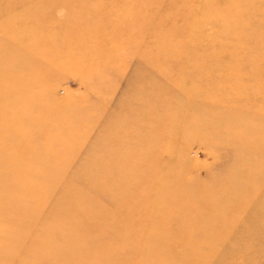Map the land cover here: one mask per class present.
Returning <instances> with one entry per match:
<instances>
[{"label":"rangeland","instance_id":"rangeland-1","mask_svg":"<svg viewBox=\"0 0 264 264\" xmlns=\"http://www.w3.org/2000/svg\"><path fill=\"white\" fill-rule=\"evenodd\" d=\"M42 1L53 2L48 7L53 17H59L60 11L67 15L63 10L66 6L61 5L67 3L66 0ZM72 1L77 5L81 2ZM85 2V10L69 19L75 26L72 40L67 37L64 47L57 44L48 46L52 53L62 59L52 63L47 75L50 79L41 87L43 92L39 105L56 115L43 125L44 136L40 137L35 132L37 120L22 123L18 129L5 128L0 134V195H6L0 199V227L2 233L9 236L3 241V247L10 249L9 253L0 254V264L15 257L18 258L15 264L29 260L26 254L19 251L21 247L28 246L29 241L25 243L23 235L18 232H31L32 225L33 230H39L47 226L50 220H55L56 224L61 223L57 218L60 203L68 200L75 192H80L82 195L79 201L86 203L93 196L89 190L92 187H101V190L105 187V198L93 207L100 214L90 218L88 227H92L91 230L101 227L102 236H106L112 243L115 241L113 233L116 232L128 237L146 234L144 228L151 226L152 216L158 211L157 206L166 208L165 218L173 221L172 218L176 219L179 214L178 209L189 205L187 195H190L191 200L204 195L206 210L198 209V212L202 211L198 220H194L198 223H184L195 230L196 234H203V240L208 241L207 235L223 234L229 216H234L229 215V207L238 206V203H230L228 199L233 196L243 198L245 186L242 181L246 176L251 179L246 184V190L253 192L252 199H244V207L239 211L243 210L242 213L235 215V222L226 228L229 231L224 233L225 238L221 244L214 246L216 255L210 264H264V150L261 149V144H264V119L258 116L255 120L249 119L252 114H259L260 106L264 109V105H251L253 100L246 98L250 93L247 88L254 80L249 76L237 75L233 78L242 84L237 87H240L239 90L235 88L230 93L229 88L225 87L226 96L231 94L236 98V94H240L247 101L240 100L239 103L237 99V103H232L233 109L229 105V109L220 112L225 116L231 110L237 112L232 115V121L238 123L239 135L235 139H224L226 136L208 139L218 133L221 121H224L223 127H227L225 121L228 118L217 117L215 112L208 113V118L204 117L199 110L209 109L211 105H201L200 101H196L199 98L197 94L192 92L185 96L177 87L158 94L163 105L156 106L152 96V106L148 109V112L152 111V117L165 115L166 112L169 117L168 121H162L160 127L156 122L150 125L141 116L142 101L149 99L147 89L142 90L138 85L145 79L146 64L136 56L139 48L151 45L149 24L152 18L157 20L163 16L164 9H152L154 0ZM15 12L20 14L19 11ZM257 19V13L248 14L250 24H255ZM39 20L43 21V18ZM90 22L96 23V26L92 27ZM52 33L55 36L54 31ZM54 36L50 41L53 42ZM93 39L95 43L91 41ZM91 52L101 55L96 67H89ZM218 64L223 66L225 62ZM83 67L88 69L84 71ZM83 73L88 76L87 79H84L86 76ZM155 83L163 88L165 82L157 78ZM257 85V92H262L260 89L263 83L257 82ZM219 99L218 106L215 105L213 110L227 106ZM15 130L25 134V145L31 149L22 158H17L14 153L17 141ZM233 130L236 131L235 127ZM43 144L49 145V148L38 153L37 149ZM24 168L32 170V176ZM160 170L163 176L159 175ZM13 171L19 173L17 182L13 181ZM156 179H160V183L156 182L158 187L154 185ZM194 183L201 187L199 191L193 186ZM25 188L28 193L31 192V197L35 196L34 205L28 202L30 199L14 201V198L24 194ZM156 190L161 192L157 205L152 200ZM179 191L184 195L182 199L174 197ZM181 194L177 193L176 196ZM207 204L211 210L219 213L206 218L204 214L209 212ZM18 208L28 214L11 215L9 221L5 210ZM15 219L17 224L13 222ZM215 219L223 222L221 229L213 233L210 230L204 231L209 229L208 225ZM153 221L158 223L156 218ZM137 224H140L138 228L135 227ZM181 227V224L175 223L164 225L160 234L168 232L175 241L172 237L179 234ZM81 229L79 239L86 236L83 226ZM100 235L99 232L86 244L90 248L94 247ZM177 244L172 245V252L160 254L162 257L159 255L152 264H167L170 259L172 264H187L181 255L185 250ZM133 254L134 257L127 253L118 263L126 264L132 258L141 257L138 252ZM178 254L182 256L181 261L174 260ZM33 258L37 260V257Z\"/></svg>","mask_w":264,"mask_h":264},{"label":"bare ground","instance_id":"bare-ground-1","mask_svg":"<svg viewBox=\"0 0 264 264\" xmlns=\"http://www.w3.org/2000/svg\"><path fill=\"white\" fill-rule=\"evenodd\" d=\"M66 1L67 3L61 5L66 6L63 10L66 11L67 15L63 14L65 13L64 11H60L59 17H53L50 9L48 10V7L53 2L42 0H0V134L5 128L18 129L22 123H33L37 120L38 123L34 125V128L37 135L41 137L44 136L43 125L45 122L56 117L55 112L50 113V111H46L39 105L43 92L41 87H44L48 79H50L47 76L51 70L50 66L52 63L57 62V60L62 59L61 56L57 57L55 53H52L48 46L57 44L60 47H64L66 44L65 40H67V37L71 38L75 30V26L69 22V19L71 20L73 15L83 12L87 6L85 0H81L78 5L74 4L72 0ZM154 1L155 4L152 3V9L154 7L155 9L162 7L161 9H164L165 14L157 20L152 18V23L149 24L152 43L149 47L145 48L143 46L139 48L136 56L146 64L144 66L146 69L145 79L142 83H138V85L142 90L147 89L149 96L148 100L142 101L141 107L143 113L141 116L150 125L156 122L159 127L162 126V121H168L167 117H169V114L166 112L165 115L161 114L159 117H152V111L148 112V109L152 106V96L156 106L163 105V100L158 94L168 92L171 88L177 87L185 96L192 92L195 95L197 94L196 96L199 98L196 101H200L201 105H211L208 107L209 109L199 110L200 114L204 117L208 118V113L215 112L217 117L228 118L225 121L227 127L224 128V121H221V128L217 131L218 133L214 136H209L208 139H214L215 137L223 138L225 136L224 139H235L239 135V132L237 128L238 123L232 121L234 110L227 112V116L220 113L229 109V105L233 109L232 103H237V99H239V103L240 100L247 102L241 98L242 95L240 94H236L239 98H233L230 94L235 91V88L239 90L240 87H237L242 85L234 80L233 77L237 75L243 77L245 75V77L249 76L254 80L247 88L250 93L246 98L253 100L251 105L253 103L264 105V0ZM54 4L59 3L54 2ZM15 11H19L20 14ZM148 11H150V7L147 13ZM250 12L258 14L255 24L248 22V14ZM40 18H43V21L39 20ZM90 23L92 27L96 26V23ZM208 27H210L209 30H207ZM52 31H54L56 37ZM53 36L54 40L52 42L50 38ZM91 41L96 42L95 39ZM100 56L99 53L91 52L89 54V67L91 65L96 67L100 63ZM152 61H155L154 64ZM220 62H225V64L219 66L218 63ZM250 63H255V65ZM87 69L88 67L82 70L85 71ZM83 76L85 77L86 75L83 73ZM87 78L88 76L84 79ZM157 78L164 80L163 88L160 85H156L155 79ZM256 81L263 83L260 89L262 92L260 93H258L259 91L257 92L259 89ZM225 87L229 88L230 93H228L230 95H225ZM218 96L222 102L224 101V106H227L222 108L220 106L218 109L213 110L216 107L215 105L218 106V101L220 102ZM145 109H147L146 112H144ZM260 111L259 114L254 113L252 116H249L250 121L258 117L261 120L264 119V109H261V106ZM234 127L236 131L233 130ZM15 134L17 141L15 142L14 148L16 151L14 153H16L15 156L17 158H22L28 155L31 149L25 145L24 139H26V136L24 133L15 130ZM261 145V149L264 150V144L262 143ZM48 148L49 145L43 144L37 149V152L46 151ZM257 159L260 160L259 158ZM259 163H261V160ZM259 169L261 170L260 165ZM24 171L31 176L33 174L30 172L32 170L28 168H24ZM162 172L160 170V174H158L163 176ZM18 174V171L12 172L11 175L14 178V182H17L19 178ZM74 180H77V178ZM250 180L249 176H246L242 181L245 186V192L242 194L243 198L239 199L238 196L229 197L228 201L230 203L232 201L233 203H238V206L232 205V208L229 207V215L234 214V216L230 217L226 214L229 216L226 221V228L234 224L235 215L242 213L243 210L239 211L244 207L243 202L246 199H252L253 192L246 190V184ZM156 182L160 183V179H156L154 182V185L158 187ZM193 186L198 191L201 188L197 183H194ZM89 190H91L90 192L93 196H91V200L87 199L86 203L79 201L82 195L80 192L73 193L72 197L69 196L68 200L60 203L61 207L57 211V218L61 223L56 224L55 220H50L47 226L39 228V230L36 228L33 230L34 227L32 225L31 232H18L23 235L25 243L29 241L28 246L25 248L21 247L19 251L26 254L30 261L21 260V263L119 264V260L125 258L127 253L134 257L133 253L138 252L141 257L132 258L126 264H152L153 260L157 259L160 254L164 255L166 251L167 253L172 252L174 250L171 248L172 245L175 246V244L179 243L177 245L182 250H185L181 252L184 259L178 254L174 256V260L181 261L182 259L184 262H188L187 264H210L211 260H213L212 258L216 255V247L214 246L221 244L220 242L223 237L225 238L224 233L229 231L225 228L223 234L217 233L219 236H216L217 234L207 235L208 241H204L203 234H196L195 230L186 226L184 221H189V224H197L198 221L194 222L195 218L203 210H206L204 209L206 205L204 195L201 198L196 197V199L193 198L192 200L190 195H187V198L190 200L188 202L189 205L179 208L178 217L176 216V219L172 218L173 221H168L165 218L164 212L166 208H162L161 205L157 206L158 211L152 216L151 226L144 228L147 232L146 234L128 237L116 232L113 233L115 241L112 243L106 236H102L101 227L93 228V230H91L92 227H88L90 226L88 224L90 218L98 216L100 212L95 211L93 207H96L99 200L105 198V187L102 190L101 187H92ZM181 191L176 192L174 197L182 199L184 195L182 196ZM30 193L26 190L24 194L19 195V198H14V201L19 202V200L30 199L28 202L34 205L35 196L31 197ZM177 193H180L181 196L177 197ZM0 196V199L6 197V195ZM160 196V191L156 190L153 193L152 200L156 205L159 202ZM74 199L75 201L70 203ZM166 200L169 201L168 197ZM207 207L209 208V212H205L206 218L219 213L218 211L211 210L208 204ZM200 208L202 211L198 212ZM5 211V215L8 217L11 215L28 214L22 208L6 209ZM155 218L158 223L153 221ZM10 219L9 217V221H11ZM219 220H212L211 224L208 225L209 229H204V231L210 230L213 233L220 230L223 222ZM223 220H225V217H223ZM15 221L16 219L13 222ZM199 222L201 223L200 219ZM15 223L17 224V222ZM174 223L182 225L181 230L178 231L179 234H175L172 237L175 241L171 239V235L168 232L160 234L164 230V225L167 226ZM60 224H62L61 227H59ZM138 225L140 224H137L135 227L138 228ZM82 226L86 236H82L83 239H79L81 237L80 231L82 230ZM86 227L87 229L85 230L84 228ZM69 230L71 232L65 234ZM2 231L0 227V254H5L6 252L9 253L10 249L7 246L3 247V241L9 236L6 233H2ZM155 231H158V233H154ZM99 232L101 238L97 239L93 244L94 247L90 248L86 244L87 241ZM111 247L113 251L110 252ZM161 255L160 258L162 257ZM33 257H37V260ZM17 260L18 258L15 257L9 259V261L6 260L5 264H15ZM170 260L167 261V264L173 263L172 259Z\"/></svg>","mask_w":264,"mask_h":264}]
</instances>
